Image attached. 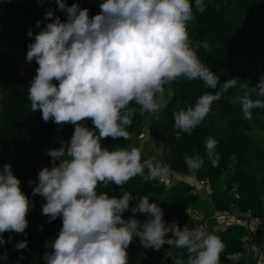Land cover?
Segmentation results:
<instances>
[{"label": "clouds", "instance_id": "obj_1", "mask_svg": "<svg viewBox=\"0 0 264 264\" xmlns=\"http://www.w3.org/2000/svg\"><path fill=\"white\" fill-rule=\"evenodd\" d=\"M55 3L65 19L48 8L44 17L51 19H37L39 30L26 32L33 39L25 59L38 65L28 98L31 110L39 109L44 121L51 119L58 129L72 123L74 129L67 142L60 139L58 147L46 150L51 166L39 168L36 181H28L31 196L21 189L11 164H0V245L5 244V231L27 235L26 213L31 197L39 194L44 198L40 211L48 221L61 219L58 234L44 241L45 264H129L127 247L134 237L144 248L159 249L167 243L186 249V262L174 258L173 264H219L225 245L206 225L190 230L168 222L159 203L146 195L98 191L101 183L121 186L138 174L149 182L171 175L167 163L142 159L136 146L109 148L101 141L128 139L126 126L133 115L129 104L141 112L159 111L164 86L177 78L217 88L219 75L199 58L201 45H191L187 33L193 7L204 11L205 0H100V10L91 16L78 3ZM202 46L207 48L206 43ZM236 86L244 91L233 102L239 104L241 119L250 120L254 109H264V72L251 85L235 76L225 79L222 89ZM220 98V91L204 92L186 108L173 111L177 134L191 135ZM217 143L211 136L204 141L213 167L220 158ZM184 163L198 169L202 160L185 155ZM128 210L131 214L125 217ZM27 243L21 239L14 247L23 249ZM22 259L21 254L16 264Z\"/></svg>", "mask_w": 264, "mask_h": 264}, {"label": "trees", "instance_id": "obj_2", "mask_svg": "<svg viewBox=\"0 0 264 264\" xmlns=\"http://www.w3.org/2000/svg\"><path fill=\"white\" fill-rule=\"evenodd\" d=\"M74 2L80 7H87L89 16L100 10V0H65L68 5ZM205 4L207 6L202 12L193 7L194 15L187 22L191 45H201L197 47L199 58L219 75V82L235 76L244 80L245 84L255 83L258 75L264 72V0H205ZM48 8H52L54 14L59 15L62 20L65 19L63 10L57 8L55 0H0V164H11L14 174L20 180L21 189L28 196H31L32 187L28 181H36L39 168L51 166L46 150L58 146L59 132L67 142L74 129L72 123H65L62 129H58L51 119L44 121L41 118L39 109L31 110L28 98L31 72L22 71L17 64L19 56H14L13 53L25 43L22 25L34 24L37 19H51L44 17ZM205 43L207 48L202 46ZM166 85L173 88V98L179 100L183 108L194 103L201 93L216 91L198 79L177 78ZM232 89L244 91L239 86ZM220 96L212 105V111L193 129L191 135L177 134L172 114H161L153 118L150 122L151 134L159 136L165 163L170 169L186 174L194 172L198 178L207 177L210 180V198L216 210H233L237 206L241 212L251 210L254 215L264 219V176L259 173L251 174V168L255 171L264 169V142L256 140L248 143L243 141L241 145L238 143L243 129L261 124L259 122L264 117V109H254L252 119L244 120L241 119L239 104L233 102L236 97L223 93ZM129 108L133 109L132 123L126 126L129 138L105 137L101 141L102 146L131 147L134 134L142 132L144 112L134 103H130ZM87 123L92 127L90 119ZM26 127L31 129V136L22 140L18 137V132ZM210 136L218 141L216 151L220 158L215 167L204 151V141ZM193 152L201 160L208 162L207 165L201 164L198 169L187 168L184 157L192 156ZM165 184L159 180L145 181L138 174L121 186L111 182L101 183L98 191L120 195L122 190H126L146 195L159 203L163 219L175 221L180 227L193 224L188 208L196 209L199 191L183 180H177L169 187ZM43 199L39 194L31 197L32 207L26 213L28 224L24 230L27 235L14 231L3 233L5 244L0 245V264H16L21 254L23 259L20 264H45L41 258L45 251L44 241L58 234L61 219L57 216L51 222L48 221L47 216L40 211ZM129 214L130 210L123 213L125 217ZM135 215L144 218L143 213L137 212ZM211 231L225 245L219 254V264H248L243 256L233 257L235 252H246L243 237L248 231L242 225L231 224L212 228ZM9 236L11 242L8 241ZM135 238L127 247V251H131L128 255L129 264H173L174 258L184 259L186 262L189 255L181 247L176 248L172 256H169L170 245L167 243L159 249L150 248L146 254L141 251L136 254L131 248L135 244ZM21 239L28 241L27 246L16 249L14 244ZM136 240L138 243L139 239ZM5 256L6 259L3 258Z\"/></svg>", "mask_w": 264, "mask_h": 264}, {"label": "rangeland", "instance_id": "obj_3", "mask_svg": "<svg viewBox=\"0 0 264 264\" xmlns=\"http://www.w3.org/2000/svg\"><path fill=\"white\" fill-rule=\"evenodd\" d=\"M38 2H35V4H37ZM264 13H262L263 15ZM262 15H260V17H262ZM259 24V22L257 23ZM22 32L23 35L26 37L25 39V43L19 47L17 50H15L14 56H16V54H18L19 56V61H18V65L22 68V71L25 72V70L28 72H31V77H33L35 75V70L36 67L38 66L36 61L33 59V61L31 63L27 62L25 59L26 56V46L29 42H31V40L33 39L32 37H29L26 35V32L29 28H32L33 32L35 33L36 31L39 30V28L35 27V23L34 24H30V25H22ZM222 83L223 82H218L216 91H220V93L223 94H229L232 96L237 97L238 95L242 94L243 92L241 91V89L239 90H234L232 88L228 89L227 91H224L222 89ZM165 92L161 98V108L159 109V111L156 112H144V127L141 133L139 134H134L133 136V140H132V146H136L138 148L141 149V158L142 159H147L150 157H155L156 159L161 160L163 163H165V157H164V149L163 146L160 142V138L159 136H154L151 134L150 131V122L153 118H157L159 117L161 114H169V116H171V114L173 113V111H178L179 109L183 108L181 106V104L179 103V100H175L173 98L174 96V90L170 85H165ZM261 124H253L250 129H243L240 132L239 135V145H241L244 142H251V141H256V140H260L262 142H264V117L262 116L261 122H259ZM31 136V129L29 127L23 128L21 130H19L18 132V137L20 139H28ZM57 139L58 141L60 139H64L63 134L61 132L58 133L57 135ZM59 146V144H58ZM57 146V147H58ZM131 146V147H132ZM192 157L196 158L199 157L198 154H196L195 152H193ZM200 158V157H199ZM201 159V158H200ZM208 162H204L202 160V164H206L207 165ZM195 171V170H194ZM251 171L253 175H256L257 173L261 174L262 176H264V169L259 170V171H255V169L251 168ZM182 173V172H181ZM193 174L195 175V173L193 172ZM177 180L176 179H171L169 182H166L165 186L169 187L171 185H173ZM211 186H205L203 188H201L199 191L200 193V198H199V202L198 204L195 206L194 209L197 211V213L199 214V216H204L203 214L204 212V208H207L208 213L210 214H206L205 216H208L210 219H213V226H209V224L207 225V230L211 231L212 228H218L219 225L217 222H215L214 220L216 219L217 216V211L214 208V206L211 203V199H210V194H211ZM233 210L240 212L239 208L236 206H234ZM206 218V217H205ZM222 227V226H221ZM244 227V226H243ZM245 228V227H244ZM246 229V228H245ZM247 230V229H246ZM252 230V229H251ZM248 234H250L249 230ZM253 231V230H252ZM255 234V233H253ZM166 235H170V234H166ZM253 236V235H252ZM262 237V236H261ZM135 238V237H134ZM260 238V237H259ZM263 239H259V241L257 242L258 248H262V243L264 241V235L262 237ZM137 238H135V244L132 245V252L133 253H139L141 251L142 254H146L147 250H149L151 247L149 248H144L140 242L138 241L137 243ZM261 240V242H260ZM170 252H169V256H172L173 252L176 250V247H172L170 246ZM128 255L131 253V251H127ZM247 259V263L248 264H255V262L252 258V256L248 255L246 256Z\"/></svg>", "mask_w": 264, "mask_h": 264}, {"label": "built area", "instance_id": "obj_4", "mask_svg": "<svg viewBox=\"0 0 264 264\" xmlns=\"http://www.w3.org/2000/svg\"><path fill=\"white\" fill-rule=\"evenodd\" d=\"M171 179H176V180H183L185 182L190 183L191 185L194 186L195 190H200L201 188L205 186L210 185V180L205 177V178H198L194 174H186V173H181L179 171L171 169V175L168 177H165L162 180H159V182H169ZM237 196L239 195L236 193ZM188 213L190 219L193 221V224L191 225H184L182 228H188V229H194L198 225L204 224L208 225L207 221L205 218H201L199 214L197 213L196 210L193 208H188ZM217 220L221 223H226V225H231V224H240L244 226L247 230L253 229L250 227L249 229V220L253 221L256 224V227H258L260 230L264 231V219L254 215L251 210H247L244 212V216L242 219H238L236 217V220L232 218V213L231 210L228 209H221L217 211ZM166 220V219H165ZM167 221V220H166ZM225 225V226H226ZM170 234V233H169ZM253 235V236H252ZM255 234H247L243 237L245 241V247H246V252H235L233 254V257L235 258H241L242 256L246 259V256L252 255V256H258L260 250H258V245H257V239L255 238ZM136 264H140V262H137ZM256 264H264V254L260 255L259 259H257Z\"/></svg>", "mask_w": 264, "mask_h": 264}, {"label": "crops", "instance_id": "obj_5", "mask_svg": "<svg viewBox=\"0 0 264 264\" xmlns=\"http://www.w3.org/2000/svg\"><path fill=\"white\" fill-rule=\"evenodd\" d=\"M211 199V198H210ZM211 203H212V201H211ZM213 205V204H212ZM197 210V209H196ZM216 211H218V210H216ZM204 212L208 215V214H210V213H208V211H207V208L205 207L204 208ZM205 213L203 214L204 216H200L201 218H205L206 219V221H207V223L209 224V226H213V219H210L208 216H205ZM231 213H232V218L233 219H235L236 220V217L240 220V219H242L243 218V216H244V213L243 212H238V211H235V210H231ZM215 222H217L218 223V225H219V227H223V226H225L226 225V223H221V222H219L218 220H217V218L214 220ZM250 227L251 228H253L251 231L249 230V232L252 234V233H255V238L257 239V242L259 241V239H263L262 237H263V235H264V231H262V230H260L258 227H256V224L253 222V221H251V220H249V229H250ZM262 236V237H261ZM260 237V238H259ZM260 242H261V240H260ZM262 248H258V250H260V252H259V255L258 256H252V255H250V256H252V258H253V260H254V262H255V259H256V262H255V264L257 263V259H259V257H260V255H262V254H264V241H263V243H262ZM247 260V259H246Z\"/></svg>", "mask_w": 264, "mask_h": 264}, {"label": "bare ground", "instance_id": "obj_6", "mask_svg": "<svg viewBox=\"0 0 264 264\" xmlns=\"http://www.w3.org/2000/svg\"><path fill=\"white\" fill-rule=\"evenodd\" d=\"M244 213V212H243Z\"/></svg>", "mask_w": 264, "mask_h": 264}]
</instances>
